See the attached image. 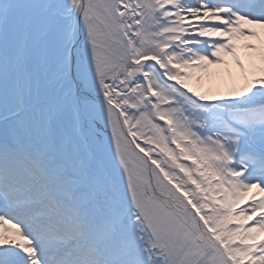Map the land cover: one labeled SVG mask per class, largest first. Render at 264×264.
<instances>
[{
	"label": "snow or ice",
	"instance_id": "1",
	"mask_svg": "<svg viewBox=\"0 0 264 264\" xmlns=\"http://www.w3.org/2000/svg\"><path fill=\"white\" fill-rule=\"evenodd\" d=\"M0 264H264V0H0Z\"/></svg>",
	"mask_w": 264,
	"mask_h": 264
}]
</instances>
